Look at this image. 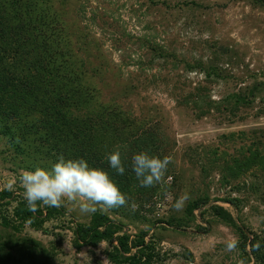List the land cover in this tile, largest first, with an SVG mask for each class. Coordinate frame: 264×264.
<instances>
[{
  "label": "rangeland",
  "instance_id": "obj_1",
  "mask_svg": "<svg viewBox=\"0 0 264 264\" xmlns=\"http://www.w3.org/2000/svg\"><path fill=\"white\" fill-rule=\"evenodd\" d=\"M0 15L16 18L21 39L31 40L15 50L0 38V70L9 69L3 76L20 85L0 91V104L7 108L11 98L19 108L0 125L24 134L17 141L0 134V190L23 198V171L50 168L60 155L97 168L88 153L104 161L133 142L131 160L138 137L153 136L160 156L171 161L163 184L139 189L131 182L120 212H96L120 225L121 235L147 233L156 264H241L238 250L224 246L238 242L237 229L264 235V172L252 168L231 179L208 160L264 157V6L256 0H0ZM51 15L58 16L56 26L44 37L30 35L29 19L48 23ZM153 46L160 51L148 49ZM211 68L218 76L206 78ZM231 95L234 116L201 103L221 105ZM253 137L258 146L251 147ZM184 193L189 200L176 212L172 204ZM194 202L199 207L188 216ZM60 207L65 216L42 232L28 224L15 232L0 220V264H30L17 249L30 240L48 253L41 264H110L107 243L72 246L74 225L88 226L92 214L67 199ZM216 208L234 227L214 215Z\"/></svg>",
  "mask_w": 264,
  "mask_h": 264
},
{
  "label": "trees",
  "instance_id": "obj_2",
  "mask_svg": "<svg viewBox=\"0 0 264 264\" xmlns=\"http://www.w3.org/2000/svg\"><path fill=\"white\" fill-rule=\"evenodd\" d=\"M256 2H259L264 6V0H256ZM27 7V6H26ZM36 9L40 12V15L45 14L46 17H49V12L47 13V10H43L41 8L36 7ZM3 15V14H2ZM7 16V15H6ZM52 17L48 18L49 22L46 21L34 24L31 19L29 23L30 27V35H33L34 38L39 36L45 35V31H47L48 27L56 26L57 24L54 22H57L58 16L57 15H51ZM8 19V20H7ZM19 26L20 23L16 18H11L10 15L7 17L0 15V38L1 39H8L5 44L7 47L12 49L11 44L13 43L15 47L13 49L15 50H21L25 46H27V42L31 41L30 39L25 36L24 38L19 35ZM36 28V30H35ZM7 30V31H4ZM36 31V32H34ZM26 41V42H25ZM29 45V42H28ZM156 48V49H155ZM149 50H158L157 47L153 46L151 48H148ZM162 54V53H161ZM136 61H134L135 63ZM14 65V63H13ZM201 68V65H200ZM9 69H5L4 67L0 70V76L2 74L5 75ZM1 76V82L3 83L0 87V91L7 90L8 86L13 87L16 89L17 87H20L19 85V79L14 78L12 75H9L7 77ZM11 76V77H10ZM211 76L217 77L218 74L216 72V68H211V71H209L206 74V78H210ZM260 92V90L258 91ZM254 93V92H253ZM253 93L250 94V97H253ZM264 95V94H263ZM234 96L231 95L229 100L225 99L221 101L220 104H213L211 102L205 103L204 100H201V103L204 105V110H209L211 106L214 105L215 111L219 113H226L230 116H234L236 108L235 105L230 106V100L233 99ZM10 99V100H9ZM8 102H6L7 108H5L4 105L0 104V122H4L6 118H8L9 115L16 116V111L19 109H15L17 106L16 103L12 104L14 102L13 99L8 98ZM253 103V99H244L243 104L245 105H251ZM10 104V105H9ZM16 104V105H15ZM196 105V104H195ZM10 106L11 110L8 108ZM213 107V108H214ZM4 108V110H3ZM5 111V112H2ZM19 111V110H18ZM5 119V120H4ZM28 132V130H27ZM0 134L5 137H11L12 141H17V137L23 136L22 131L18 127L9 126L7 125H0ZM139 139L135 142V149L133 153L139 152V151H149L150 153L156 154L160 156L161 153H159V141L158 138L154 139L153 136L147 138L146 136H140ZM252 141L251 147L258 146L260 143L257 139L254 137L250 139ZM257 140V141H254ZM258 142V143H257ZM134 143L131 142L129 146H120L117 149L121 152V158L124 161L125 165V174L124 175H116L111 169L108 168L106 160H102L95 155L91 153V155L88 153V157L93 161V165L95 164L97 168H102L105 171L109 172V175L114 180V182L118 185L120 190H125L127 187L126 185L130 184L131 182L137 183L133 180L134 173L131 170L130 166V159H129V153L130 147ZM134 146V145H133ZM212 155H214L212 153ZM88 158V159H89ZM216 160L210 161L208 160V165L210 168L216 169L218 172H221L224 174L226 171L227 175L231 177V179L237 178L240 174H243L244 172H247L248 170H251L252 168H259L261 171L264 172V157L258 156L257 154H253L251 158L247 157L242 160L231 158L224 160ZM222 161V167L217 166V162ZM219 165V164H218ZM228 177L223 175L222 180H227ZM224 183V182H223ZM225 184V183H224ZM136 188H141L136 185ZM12 202H15V206L11 209L9 212L8 208L12 206ZM234 200H229L228 204L233 206L235 205ZM199 207L198 202L192 203L187 208V215L190 216L194 210H197ZM121 211V206L114 207V214H117ZM214 215L217 217H220L224 222L229 224L231 227H234V222L229 214L222 211L220 208L213 209ZM57 216L63 217L65 216V211L61 207H48L39 205L37 206V209L35 212L29 211L26 202L23 198L19 197L15 199V195L7 190H0V220L2 222V226L5 229H11L12 231L18 232L19 228L23 227L25 224H28L31 229L42 232L44 225L48 223L49 221H52V219H56ZM72 224V223H71ZM238 231V258L239 261H243V264H264V235L261 234H255L251 232H244L242 229H237ZM122 233V227L118 224L113 223L108 216L102 215L98 212H95L92 214L89 225L88 226H81L75 224L73 227L72 234L74 236V241L72 243V246L76 250H80L83 247H88L92 249H96L97 246L101 243H107L111 250L106 253L105 257L106 260L110 264H156V262H160V258L158 253H156L154 249V244L150 242H146L147 233H139L135 236H130L128 234ZM29 245L26 243L21 245L23 246L22 249L17 248L19 251H21L23 254L21 258H26V260L30 264H41L42 259L45 261V258L48 257V253H46L45 250H39V245L33 241H27ZM116 244L113 246V244ZM259 243L261 244V248L259 250H255V245ZM9 257V255H7ZM42 258V259H40ZM38 259V260H36Z\"/></svg>",
  "mask_w": 264,
  "mask_h": 264
},
{
  "label": "clouds",
  "instance_id": "obj_3",
  "mask_svg": "<svg viewBox=\"0 0 264 264\" xmlns=\"http://www.w3.org/2000/svg\"><path fill=\"white\" fill-rule=\"evenodd\" d=\"M105 160L116 175L125 174L124 161L118 149L109 152ZM170 163L168 157L145 150L132 154L130 166L139 187L153 188L163 184ZM19 183L23 187V199L32 212L36 211L38 204L60 207L66 199L76 204L81 214H94L98 208L107 210L127 202L126 195L109 172L91 167L83 157L65 158L60 155L50 168L24 170L19 176ZM12 187L10 184L9 189ZM188 200L189 194L184 193L174 200L172 209L182 211ZM237 248L238 242L232 240L226 243L224 251L232 253ZM260 248L261 244L257 243L255 250Z\"/></svg>",
  "mask_w": 264,
  "mask_h": 264
}]
</instances>
